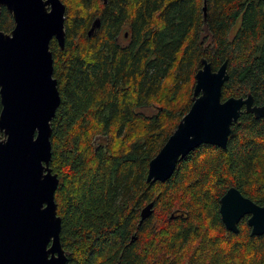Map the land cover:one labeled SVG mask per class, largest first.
<instances>
[{"label":"trees","instance_id":"obj_1","mask_svg":"<svg viewBox=\"0 0 264 264\" xmlns=\"http://www.w3.org/2000/svg\"><path fill=\"white\" fill-rule=\"evenodd\" d=\"M62 1L65 46L50 44L61 93L50 165L67 264H264V234L246 217L230 231L220 213L232 186L264 205V118L244 110L227 149L202 144L167 181L147 180L191 107L203 58L214 70L228 61L223 100L252 93L264 104V0ZM14 26L2 7L0 30Z\"/></svg>","mask_w":264,"mask_h":264},{"label":"water","instance_id":"obj_2","mask_svg":"<svg viewBox=\"0 0 264 264\" xmlns=\"http://www.w3.org/2000/svg\"><path fill=\"white\" fill-rule=\"evenodd\" d=\"M2 7L15 26L0 30V264H67L70 253L61 242L55 199L60 179L50 165L52 121L61 103L50 44L55 38L65 46L66 5L62 0H0V14ZM99 27L97 18L89 35ZM229 77L227 60L214 70L202 59L191 107L150 160L148 181H167L178 162L202 144L227 149L244 108L264 118V104L256 105L252 93L222 99ZM153 207L150 202L142 209L140 223ZM220 213L230 231L237 233L249 215L252 234H264V206L234 186L221 197Z\"/></svg>","mask_w":264,"mask_h":264},{"label":"rangeland","instance_id":"obj_3","mask_svg":"<svg viewBox=\"0 0 264 264\" xmlns=\"http://www.w3.org/2000/svg\"><path fill=\"white\" fill-rule=\"evenodd\" d=\"M102 143L105 144L106 143V139L104 137H102V136H98L96 138V144L98 145V144H102Z\"/></svg>","mask_w":264,"mask_h":264},{"label":"flooded vegetation","instance_id":"obj_4","mask_svg":"<svg viewBox=\"0 0 264 264\" xmlns=\"http://www.w3.org/2000/svg\"><path fill=\"white\" fill-rule=\"evenodd\" d=\"M126 36H127V33H126ZM244 110H245V108H244ZM263 206H264V205H263ZM245 217L247 218V223H248L249 215H245L243 218H245ZM243 218H242V219H243ZM242 219H241V220H242ZM240 222H241V221H240ZM248 225H249V224H248ZM251 232H252V228H251Z\"/></svg>","mask_w":264,"mask_h":264}]
</instances>
